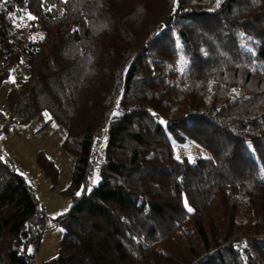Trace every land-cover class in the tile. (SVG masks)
<instances>
[{
    "label": "trees",
    "instance_id": "16d2710c",
    "mask_svg": "<svg viewBox=\"0 0 264 264\" xmlns=\"http://www.w3.org/2000/svg\"><path fill=\"white\" fill-rule=\"evenodd\" d=\"M22 55L0 134L46 110L74 157L41 264H264V0H0V81ZM45 225L0 149V264H30Z\"/></svg>",
    "mask_w": 264,
    "mask_h": 264
},
{
    "label": "rangeland",
    "instance_id": "374dc122",
    "mask_svg": "<svg viewBox=\"0 0 264 264\" xmlns=\"http://www.w3.org/2000/svg\"><path fill=\"white\" fill-rule=\"evenodd\" d=\"M24 60L25 56L22 55L20 62L13 65L8 76L0 81L2 112H6V93L11 83L27 77ZM64 136L65 129L50 119V114L46 110L40 111L24 123L11 124L8 130L0 134V149L12 160L17 170L31 181L47 217L48 225L42 230L36 250V258L40 263L56 256L63 227L54 218L71 206V195L66 192V188L71 180L74 157L62 145ZM103 145L104 143L99 144L98 151ZM172 146L178 158L194 160L197 156L206 155V151L193 141H172ZM39 151L52 160L56 168L54 175L51 173L44 175L41 172L36 163ZM98 180L99 166H95L89 183L95 184Z\"/></svg>",
    "mask_w": 264,
    "mask_h": 264
},
{
    "label": "built area",
    "instance_id": "2783aa9c",
    "mask_svg": "<svg viewBox=\"0 0 264 264\" xmlns=\"http://www.w3.org/2000/svg\"><path fill=\"white\" fill-rule=\"evenodd\" d=\"M134 106L133 105H130L128 108H133ZM99 143H100V139L97 138L94 140L93 142V146L91 148V152H90V155H89V162L90 164L94 167L99 159V152H98V146H99ZM89 176H92V171L89 173ZM47 226L45 225L44 226V229L46 228ZM35 250L32 251V256H31V259H30V264H41L38 262V260L36 259L35 257Z\"/></svg>",
    "mask_w": 264,
    "mask_h": 264
},
{
    "label": "water",
    "instance_id": "95a60500",
    "mask_svg": "<svg viewBox=\"0 0 264 264\" xmlns=\"http://www.w3.org/2000/svg\"><path fill=\"white\" fill-rule=\"evenodd\" d=\"M171 20V15H168L164 20L163 23L166 25L169 23V21Z\"/></svg>",
    "mask_w": 264,
    "mask_h": 264
},
{
    "label": "snow or ice",
    "instance_id": "6c2138e0",
    "mask_svg": "<svg viewBox=\"0 0 264 264\" xmlns=\"http://www.w3.org/2000/svg\"><path fill=\"white\" fill-rule=\"evenodd\" d=\"M29 19H34V17H29ZM188 211L191 212L192 209L191 208H188Z\"/></svg>",
    "mask_w": 264,
    "mask_h": 264
}]
</instances>
